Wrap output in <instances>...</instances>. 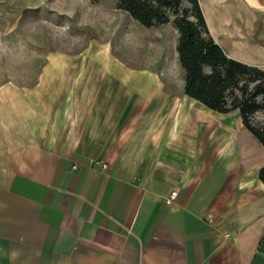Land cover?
Segmentation results:
<instances>
[{"label": "crops", "instance_id": "obj_1", "mask_svg": "<svg viewBox=\"0 0 264 264\" xmlns=\"http://www.w3.org/2000/svg\"><path fill=\"white\" fill-rule=\"evenodd\" d=\"M198 1L264 70V0ZM87 56L0 84V264H264V148L238 112L168 84L166 54L136 73Z\"/></svg>", "mask_w": 264, "mask_h": 264}, {"label": "rangeland", "instance_id": "obj_2", "mask_svg": "<svg viewBox=\"0 0 264 264\" xmlns=\"http://www.w3.org/2000/svg\"><path fill=\"white\" fill-rule=\"evenodd\" d=\"M170 24L143 26L116 8V0H0V84L32 86L48 55L83 53L87 68L97 64L96 54L105 57V69L114 65L135 73L160 66L166 54L168 84L179 86L183 70ZM254 122L264 124V113Z\"/></svg>", "mask_w": 264, "mask_h": 264}, {"label": "trees", "instance_id": "obj_3", "mask_svg": "<svg viewBox=\"0 0 264 264\" xmlns=\"http://www.w3.org/2000/svg\"><path fill=\"white\" fill-rule=\"evenodd\" d=\"M116 8L146 27L171 23L184 94L216 112L237 111L264 148V124L254 122L264 113V70L228 56L210 34L198 0H116ZM258 178L264 184V165ZM257 250L264 253V233Z\"/></svg>", "mask_w": 264, "mask_h": 264}, {"label": "built area", "instance_id": "obj_4", "mask_svg": "<svg viewBox=\"0 0 264 264\" xmlns=\"http://www.w3.org/2000/svg\"><path fill=\"white\" fill-rule=\"evenodd\" d=\"M105 165H103L104 167ZM176 195H177V190H172L169 194V196L167 197L166 199V203L170 204L175 198H176Z\"/></svg>", "mask_w": 264, "mask_h": 264}]
</instances>
